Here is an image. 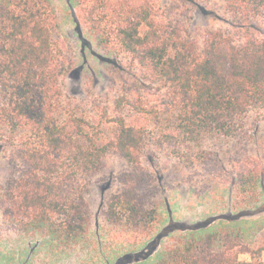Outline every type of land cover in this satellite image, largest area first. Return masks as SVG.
Listing matches in <instances>:
<instances>
[{
  "label": "trees",
  "instance_id": "trees-1",
  "mask_svg": "<svg viewBox=\"0 0 264 264\" xmlns=\"http://www.w3.org/2000/svg\"><path fill=\"white\" fill-rule=\"evenodd\" d=\"M68 1L126 80L114 96L77 105L64 89L73 61L53 0H0V144L11 166L0 182L1 235L73 250L91 225L86 193L113 154L123 167L103 220L137 241L152 236L162 213L144 188L148 147L185 166L218 161L210 188L226 172L237 217L252 214L264 193V0H182L215 4L234 33L189 32L154 0ZM210 219L171 234L150 264H264V223L209 230Z\"/></svg>",
  "mask_w": 264,
  "mask_h": 264
},
{
  "label": "rangeland",
  "instance_id": "rangeland-1",
  "mask_svg": "<svg viewBox=\"0 0 264 264\" xmlns=\"http://www.w3.org/2000/svg\"><path fill=\"white\" fill-rule=\"evenodd\" d=\"M154 2L174 20H180L189 32L200 28L219 29L228 33L235 31L213 3L208 4V7L217 11L201 5L196 7L182 0ZM53 3L57 9L60 37L73 61V68L64 80L66 95L75 99L77 105L85 102L82 100L85 97L114 96L116 88L126 80L121 76L122 71L113 70L109 55L96 47L86 31L79 27L74 15L77 8H72L68 0H53ZM249 145L252 144L249 142ZM211 148L222 150L220 144ZM6 152L0 144V182L11 172ZM219 165L218 161L209 160L185 166L176 157L159 155L158 150L148 147L141 170L144 188L160 204L162 220L152 236L137 241L133 232L103 220L101 207L109 192L117 189L115 175L123 167L122 162L110 154L106 158L103 174L96 178L86 193L92 214L86 239L80 241L73 250L61 252L40 247L38 238L1 235L0 230V264H150L158 257L162 244L171 234L191 233L183 229L185 226H196L213 217L215 221L208 227L209 230L264 223L263 190H260L256 207L250 209L253 213L241 217H237V209L233 207L229 174L225 172L219 175L216 178L220 182L219 190L212 191L210 186L216 181L213 180L214 173L219 171ZM172 226L180 228L164 236ZM261 237L258 235V239ZM149 244L153 246L148 248ZM34 248H38L35 253ZM128 252L133 254L126 261L123 256ZM138 252L144 254L137 256L141 254ZM240 258L252 259L249 254H241ZM259 258L264 260V252Z\"/></svg>",
  "mask_w": 264,
  "mask_h": 264
},
{
  "label": "water",
  "instance_id": "water-1",
  "mask_svg": "<svg viewBox=\"0 0 264 264\" xmlns=\"http://www.w3.org/2000/svg\"><path fill=\"white\" fill-rule=\"evenodd\" d=\"M214 219H215V217L211 218L210 220H214Z\"/></svg>",
  "mask_w": 264,
  "mask_h": 264
}]
</instances>
